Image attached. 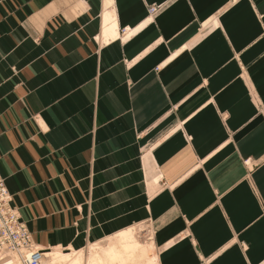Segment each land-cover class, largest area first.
Returning a JSON list of instances; mask_svg holds the SVG:
<instances>
[{"label": "crops", "instance_id": "obj_1", "mask_svg": "<svg viewBox=\"0 0 264 264\" xmlns=\"http://www.w3.org/2000/svg\"><path fill=\"white\" fill-rule=\"evenodd\" d=\"M0 172L47 254L264 264V0H0Z\"/></svg>", "mask_w": 264, "mask_h": 264}, {"label": "built area", "instance_id": "obj_2", "mask_svg": "<svg viewBox=\"0 0 264 264\" xmlns=\"http://www.w3.org/2000/svg\"><path fill=\"white\" fill-rule=\"evenodd\" d=\"M156 10V5H151L149 14ZM13 255L20 256L24 264H42L46 252L34 245L31 231L13 204V195L0 172V264H13Z\"/></svg>", "mask_w": 264, "mask_h": 264}, {"label": "bare ground", "instance_id": "obj_3", "mask_svg": "<svg viewBox=\"0 0 264 264\" xmlns=\"http://www.w3.org/2000/svg\"><path fill=\"white\" fill-rule=\"evenodd\" d=\"M131 240L133 241L130 242ZM137 241L136 233L133 230L122 233L121 236L109 238L104 242L105 245L99 249L97 246L90 248L91 255L89 254L88 262L89 264H133L144 256L142 245L138 244L141 241ZM85 256L84 251L73 254L55 252L48 257L45 256L42 264H83ZM46 258L47 262H45ZM13 259V264H24L20 256L13 255Z\"/></svg>", "mask_w": 264, "mask_h": 264}, {"label": "rangeland", "instance_id": "obj_4", "mask_svg": "<svg viewBox=\"0 0 264 264\" xmlns=\"http://www.w3.org/2000/svg\"><path fill=\"white\" fill-rule=\"evenodd\" d=\"M156 7H157V10L159 9V5H156ZM149 9H150V7H149ZM156 10V11H157ZM155 11V12H156ZM154 12V13H155ZM149 16L151 17V16H153L152 14H149ZM159 67H161V64H159ZM156 69H158V66L156 67ZM138 237H139V240L141 241V242H144V241H146L147 239H152L153 237H154V232H152V229H151V227H149L148 226V224L146 223V222H143V223H141L139 226H138ZM33 243H34V241H33ZM34 245H36L35 243H34ZM47 252V251H46ZM50 255V253L49 254H47L46 255V257H48ZM45 262H47V258L45 259ZM44 262V263H45Z\"/></svg>", "mask_w": 264, "mask_h": 264}]
</instances>
